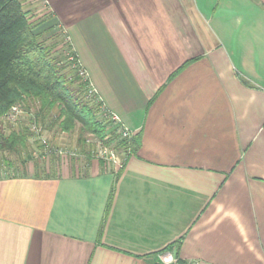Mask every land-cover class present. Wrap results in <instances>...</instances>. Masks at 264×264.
<instances>
[{
	"label": "crops",
	"instance_id": "obj_1",
	"mask_svg": "<svg viewBox=\"0 0 264 264\" xmlns=\"http://www.w3.org/2000/svg\"><path fill=\"white\" fill-rule=\"evenodd\" d=\"M46 2L134 148L0 171V264H264V0Z\"/></svg>",
	"mask_w": 264,
	"mask_h": 264
},
{
	"label": "trees",
	"instance_id": "obj_2",
	"mask_svg": "<svg viewBox=\"0 0 264 264\" xmlns=\"http://www.w3.org/2000/svg\"><path fill=\"white\" fill-rule=\"evenodd\" d=\"M28 14L22 0H0V117L8 119L12 107L16 105L22 110L27 104L28 107L38 106L35 119L46 129L57 128L60 132L71 133L80 127L81 145H87L85 138L90 135L107 145L114 143L116 148H122L119 150L133 151L132 141L123 140L115 132L106 140L108 131L105 118L97 115L104 106L99 96L90 97L89 101L81 96L86 90L89 91L90 81L79 75L80 63L72 43L65 44V50L72 54L75 60L73 65L71 63L74 77L70 80L65 72L67 65L61 67L62 59L54 55L57 52V43H45L54 36L56 27L53 23L46 25L45 22L39 23L37 27L35 24L38 23H31ZM54 110L58 112L56 119L47 127V118ZM26 141L25 133L12 131L6 135L5 129L0 127V151L9 150L20 155V147L25 145ZM44 148L46 152L42 154V159L46 160L52 156L55 161V158L59 157L55 153V147L49 149L44 145ZM81 155L88 161L94 159L90 151ZM28 159L24 160V163ZM54 161L51 165L47 163L51 169H55ZM7 165L12 166V163L8 162ZM34 165L38 168L39 163ZM36 168L37 171L42 170ZM3 170L0 165L2 173Z\"/></svg>",
	"mask_w": 264,
	"mask_h": 264
},
{
	"label": "rangeland",
	"instance_id": "obj_3",
	"mask_svg": "<svg viewBox=\"0 0 264 264\" xmlns=\"http://www.w3.org/2000/svg\"><path fill=\"white\" fill-rule=\"evenodd\" d=\"M24 2L25 10L29 13L28 17L31 23H38L35 24L37 27H39V23L45 22L46 25H52L56 27L53 31V37L47 42L46 44L51 43H57V47L55 49V54L60 56L62 59L61 61V67L66 66L65 72L68 74L69 79H73V68L71 67V63L73 65V62L75 60L72 57V54L67 52L65 50V44L66 43H72L70 31L69 28L64 24V20L60 18L59 15L56 14V12L52 9L50 3L46 2V0H22ZM54 21V22H53ZM43 23V25L45 24ZM42 24V23H41ZM61 52V55H60ZM63 53V56H62ZM65 55V57H64ZM65 58V60L63 59ZM91 84V83H90ZM88 91L86 90L81 94L82 97L86 99V101L91 100L90 97L87 96ZM94 103V102H93ZM31 103H29L30 105ZM92 104V103H91ZM93 105V104H92ZM38 110V106L30 105L28 107V104L23 109V112L21 115H19L18 120L16 123L9 121L6 119V117L1 118L0 120V127L1 129H5V134L9 135L12 131H17L19 133H22L26 135L27 141L26 144L22 145L21 153H15L13 151L9 150H3L0 151V165L4 169V172H8V174H13L14 171L18 169L25 170V167L29 168V170H32V167H34V164L37 162L39 165H51L54 161L53 157L50 156L48 159H42L41 156L46 152V149L44 148V145L42 141L36 137L30 130L31 124L36 123L40 125L39 120L35 119V114ZM57 110H54L53 114L47 118V127L49 124H51L56 119ZM98 116L102 117V113L99 112L97 114ZM38 121V122H37ZM42 128L44 125L41 123ZM45 136L47 138L48 143L51 147L60 148L64 150H75L77 149L81 153H85V151H90L91 144L81 145L79 143V135H80V127H78L75 131L71 133H61L57 128H45ZM87 140H93L92 143H95L97 141V138L95 136L87 135ZM114 144V143H113ZM112 144V145H113ZM116 146V145H115ZM122 149V148H117ZM83 151V152H82ZM84 155V154H83ZM30 156L31 159H28ZM122 156V155H121ZM28 159L27 162L24 163V160ZM70 158L65 159H59V157L55 158L54 165L59 166L61 164H65L69 162ZM12 163V166L7 165V163ZM49 163V164H47ZM70 163V162H69ZM55 166V167H56ZM12 167V168H10Z\"/></svg>",
	"mask_w": 264,
	"mask_h": 264
},
{
	"label": "built area",
	"instance_id": "obj_4",
	"mask_svg": "<svg viewBox=\"0 0 264 264\" xmlns=\"http://www.w3.org/2000/svg\"><path fill=\"white\" fill-rule=\"evenodd\" d=\"M79 75L83 79L89 80L87 71L81 65L79 68ZM96 95H97L96 89L90 84V88H89L87 96L94 97ZM22 112L23 110L20 106L18 105L13 106L8 116V120L16 123L19 115H21ZM101 113H102V118L103 117L105 118V122L107 125L108 134L106 136V140H109L112 137L113 132H115L118 136H120L125 141L131 140V138L133 137V132L122 122L121 118L118 115L111 113L106 108L105 105L102 107ZM30 130L32 131V133H34V135H36V137H38L42 141L43 145L51 149L50 144L48 143L47 138L45 136V131L42 128V126L36 123H33L31 124ZM92 141L93 140H87V144H91L90 152H91V155L94 157V159L102 160L106 163H109L115 166L116 168L117 167L122 168L124 166L125 161H126L125 157L130 154L129 152H126L125 150L117 149L115 144L107 145L105 144L104 141L99 140V139H97L95 143H92ZM55 153L61 159L82 157L81 152H79L77 149L69 151V150L56 148ZM123 154L124 155L126 154V156L123 157ZM160 258H161L160 261L162 264H180L179 259L173 257L170 253L162 255ZM185 264H195V263L188 262Z\"/></svg>",
	"mask_w": 264,
	"mask_h": 264
}]
</instances>
